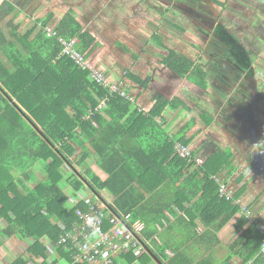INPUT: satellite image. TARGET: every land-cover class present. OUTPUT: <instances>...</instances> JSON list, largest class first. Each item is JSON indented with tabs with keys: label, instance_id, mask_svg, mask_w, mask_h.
<instances>
[{
	"label": "trees",
	"instance_id": "obj_1",
	"mask_svg": "<svg viewBox=\"0 0 264 264\" xmlns=\"http://www.w3.org/2000/svg\"><path fill=\"white\" fill-rule=\"evenodd\" d=\"M154 1L166 6L167 12L174 4V0ZM209 1L215 6L225 5L220 0ZM176 5L206 26L189 5ZM55 17L49 12L22 29L26 17L20 7L12 0L0 3V249L4 239L32 241L28 249L31 258L22 256L12 264H74L71 250L60 247L50 255L48 244L59 242L81 222L77 210L89 211L85 201L76 206L70 202L71 196L84 190L97 197V207L104 200L100 192H108L114 198L112 210L128 215V225L142 221L147 231L164 220L171 221L169 216L185 222L188 219L193 228L200 220L215 230L241 212L238 200L243 190L235 193L234 185L243 181L249 169L264 181V151L261 146L253 150V131L258 124L253 114L264 100L255 84L248 81L253 96L247 117L252 147L244 172L235 176L238 161L230 148H215L200 166L195 157L205 146L191 152L190 157H181L177 151V145L191 144L186 137L196 126V119L190 117L171 135L163 115L170 108L182 109L188 116L193 111L191 105L178 96L170 100L158 92L151 108L142 111L120 92L110 95L108 88L90 79L89 70L80 68L63 52L61 40L76 39L74 49L91 63L92 54L100 46L97 37L81 23L78 10L69 8L51 28ZM1 27L10 30L9 37ZM157 39V35L153 37ZM117 46L124 47L122 42ZM159 46L164 53L160 54L157 69H152L153 76L126 75L140 89L135 101L162 71L186 80L209 97L210 74L202 64L164 43ZM133 59L138 57L134 55ZM103 100L106 106L100 107ZM202 114L208 123L212 122L205 111ZM93 159L107 174L106 179L92 168L78 171ZM36 165L43 168L45 177L32 186L29 171ZM64 167H69L68 171L63 172ZM220 183L227 184L232 199L220 196ZM68 188L70 194L65 191ZM107 212L101 214L105 228L109 227ZM180 213H185V218ZM242 218L243 223L249 221L251 225L236 245L241 248L240 258L243 264H264V234L257 225L264 223L255 215L253 223L246 215ZM147 231L146 239L158 234L156 229ZM154 244L165 252L167 245ZM151 246L147 248L155 253ZM125 257L129 264L136 260L141 264L154 262L147 250L140 257L132 251ZM168 262L192 264L178 251ZM223 264H231V259Z\"/></svg>",
	"mask_w": 264,
	"mask_h": 264
},
{
	"label": "rangeland",
	"instance_id": "obj_2",
	"mask_svg": "<svg viewBox=\"0 0 264 264\" xmlns=\"http://www.w3.org/2000/svg\"><path fill=\"white\" fill-rule=\"evenodd\" d=\"M12 1L20 7L26 17L22 18L24 19L22 29L28 22L44 17L49 12L56 15L50 25L52 28L69 8L73 7L78 10L81 23L97 37L100 44L92 54L91 64L104 73L110 84L117 86L121 92H125L130 99H133L135 107L142 111H146L147 107H144V103H149L151 100L153 89H148L144 92L145 95L140 97L141 99L138 98L135 101L140 89L126 75L132 74L142 78L153 76L152 73L146 74V72L152 68L157 69L158 61L161 59L160 54L164 53V50L159 46L160 43L200 62L210 74L209 92L211 96H202L199 93L193 98L188 97L191 101L188 103L194 107V115L200 124L188 134L192 135L193 133V137L187 135L186 138L191 139V143H194L193 145L189 144L188 147L194 153L201 146H205L203 148L205 150L201 148L196 155V164L201 166L202 163H199V160L205 161V158L225 141L235 143L237 148L243 152L246 148L250 150L251 145H247L249 139L246 128L250 110L244 103L246 96L244 94L249 92L248 81L252 84L254 80L253 73L250 76L247 75L250 73L251 63L253 64L254 61L258 62L255 63L257 65L255 67L257 70H254L255 77L256 79L263 78L261 91L264 93V0H220L225 4L222 7L215 6L209 0H174L169 12L165 11L164 3L162 5L165 8L154 0ZM1 2L2 0H0ZM177 3H185L194 7L196 9L194 14H197L198 10L214 19V24L210 25V22H205L207 28H204V25H200L193 18L180 12ZM1 29L4 28L1 27ZM207 30H210L211 33H207ZM156 35L158 39L155 41L153 37ZM118 42H122L130 52L126 53L124 47H118ZM134 55L138 57V60L133 59ZM200 57L202 59H199ZM244 71L246 74L243 76ZM247 76L248 78H246ZM162 78V76H158L155 81L159 83L164 80V84L174 87L170 96L174 95L182 81L178 79L173 81L169 76L166 80L164 78L162 80ZM240 78L241 80L238 82ZM256 84L260 83L256 80ZM189 89L191 88L185 90L190 91ZM200 109L208 115L214 110V116L210 115L214 121L207 123ZM223 111H226L229 118L233 115L232 123L225 122ZM253 111L251 110L252 113ZM253 116L257 123L261 122L264 127V101L257 104ZM166 117H168H164L167 121L166 125L171 124L170 131L182 128L187 122V119H184L182 114L177 115L175 110L169 111V115ZM261 129L263 130V128ZM262 132L257 129L256 137H261ZM260 142L264 151V140ZM237 161L239 166H242L241 173L248 166L250 160L239 156ZM88 168H92L100 177L105 174L96 164V159L90 160L89 165L78 168V171L84 173ZM67 169L69 167H64L63 172L68 171ZM31 175L32 186L41 182L45 177L44 170L40 165H37ZM233 182L236 183L235 180ZM65 191L70 194L69 188ZM100 195L106 201H113L112 196L106 191H101ZM251 213L254 217V210ZM4 243L5 246L0 249V262L2 261L3 264H12L22 256L31 258L28 249L32 241H20L12 237L4 239ZM34 263L30 262L29 264Z\"/></svg>",
	"mask_w": 264,
	"mask_h": 264
},
{
	"label": "crops",
	"instance_id": "obj_3",
	"mask_svg": "<svg viewBox=\"0 0 264 264\" xmlns=\"http://www.w3.org/2000/svg\"><path fill=\"white\" fill-rule=\"evenodd\" d=\"M2 30H3V33L7 37H9V35H10L9 30L8 31H6L5 29H2ZM91 59H92V57H91ZM199 59H202V58L200 57ZM256 62L257 61L253 62L254 65L251 63V70H250V73L247 75L250 76V74L253 73L254 80L252 83L255 84V87L261 91V81L263 80V78H260V79L257 78L256 79V77H255L254 70L255 71L257 70V68H255L257 66V65H255ZM235 64L238 65V63H235ZM152 69H149L146 72V74H151ZM245 74H246V72L244 71L243 76ZM159 75H160V77L162 76L165 80L168 79L167 76H169V78H171L173 81L174 80L176 81L178 79L182 82L179 84L180 87L177 89V91L174 93V95L170 96L172 94V89L174 87H172V86L169 87L168 84H164L163 78H162L163 81H161L159 83L154 81L153 85H151V87H150L153 89V94H152L153 96L150 98L151 100L149 101V103L148 102L144 103V107H147L145 109L146 111H148L151 108L152 99L156 95V93H158V92L165 95L170 100L173 97L178 96L181 99H183L184 101H186L187 103L191 102L190 99L188 98L189 96H191L193 98L194 95L196 96V94H199V93L202 96L205 95L200 89H198L197 87H195L191 83L187 82L186 80L179 79L174 74H171L167 71H162V72H160ZM211 76H212V74H211ZM248 76L246 78H248ZM241 78L238 79V82L241 80ZM256 80L260 83L259 85L256 84ZM158 86H160V87H158ZM186 88L187 89L191 88V89H189L190 91H188V90H185ZM167 90H169V91H167ZM139 92H140V90L138 91L137 94H139ZM166 92H168V93H166ZM189 92H191L190 95H189ZM261 93L264 96V93L262 91H261ZM1 94H2V91H1V84H0V95ZM144 95L145 94L143 93L141 96H144ZM244 95H246L244 103H246V105L248 106L250 103V98H253L250 87H249L248 94H244ZM209 96H211L210 92H209ZM213 97H215L214 94H213ZM192 108H193V111L188 116L185 115V113L183 112L182 109L175 110V111L177 112V115L182 114L184 119L188 120L191 116L193 118H196V126L195 127H199V125H200L198 123L199 120L194 115V107H192ZM201 110L202 109H200V111ZM169 111L172 112L173 110L170 108L166 109L165 113L163 114L165 118H168V117H166V115L167 116L169 115ZM202 112H203V110H202ZM225 112L226 111H223L225 122L226 123H232L233 122V118H232L233 115H232V117L229 118ZM213 113H214V110H213ZM213 113L210 112L209 114L214 116ZM213 121L214 120H212V122ZM167 128L169 129V133L171 135H175L181 129L180 128V129L175 130V131H170V128H171L170 123L167 124ZM246 128L248 130V139H249L247 145L249 144V146L251 145V147H252V141L250 139L251 129L249 128V126H247ZM261 128H263V130H264L263 124L260 122V124H257V126L255 127V130L253 131L254 142H255V145L253 146V150L254 149L258 150L261 146L260 141L264 140V131ZM257 129H260L261 132L263 131L262 132L263 135H261V137L260 136L256 137ZM188 136L193 137L194 135L192 133V135H188ZM262 136H263V138H262ZM190 137H188V138H190ZM191 144L193 145L194 143H191ZM200 144H201V142H200ZM251 147H250V149H251ZM219 148H221V149L230 148V149H232L235 157H239V156L243 157L244 156L245 158H248L249 151H250L248 148H246L244 150V147H243L244 153H247V154H244L242 150H239V148H237L235 143H232L230 141H225L224 143H222L221 146H219ZM202 150H205V149L202 148ZM36 167H37V165L34 168H32L29 171V173L32 174ZM241 168H242V166H239V164H238V167H237L238 171L236 172L237 174H235V176L241 175L244 172V170L246 169L245 168L240 173ZM101 177H102V179H106L107 174L105 173L104 176H101ZM245 177H246V179L245 180L243 179L244 180L243 182H241L237 185H234L235 186V193L237 190L238 191L240 189L243 190L242 191L243 193L241 192L242 196L238 200L240 202V205H241V212L234 215L228 221H225L222 226L217 227L215 230H213L212 228H210L207 225H204L202 222H200V220L196 221V227L193 228V226L191 225L190 222H189V224L187 223L188 219L185 222V220L178 219L177 217L173 218L172 216L170 217L171 221L164 220L162 225L156 224L151 229H148V231L156 229L158 231V234L155 236L159 237L163 246L167 245L165 252H163L161 249H159L157 247V245L154 244L155 242L152 243L151 248L153 250H155V253H153L152 251L151 252L154 254L156 259H158V261L161 264H169V262H168L169 259L173 258L175 256V253H177V251H178V253H184L185 255H187L191 259L192 264H223L225 261H227L229 259H231V264H243L242 259L240 258L241 257L240 256L241 248L238 246H237L238 247L237 248L236 245L238 244L239 239L245 234L246 230L251 225L249 223V221L247 223L242 222V220H243L242 217H244L246 215L244 213L243 209L247 208V207H251L252 208L251 210H254L255 217L264 223V181L254 171H252L250 169L247 172V175H245ZM261 194H263V195L260 196ZM179 216L185 218V213H180ZM127 217L129 218L128 215H127ZM137 222H140L143 225L142 233H143L144 237H147L144 234V232L147 230H146L143 222L140 220H138ZM240 223H241V225H239ZM4 246H5V243H4ZM153 260H154V262L149 263V264H158V262L155 261V259H153ZM0 264H3L2 261L0 262Z\"/></svg>",
	"mask_w": 264,
	"mask_h": 264
},
{
	"label": "built area",
	"instance_id": "obj_4",
	"mask_svg": "<svg viewBox=\"0 0 264 264\" xmlns=\"http://www.w3.org/2000/svg\"><path fill=\"white\" fill-rule=\"evenodd\" d=\"M48 31L51 34L52 31L50 29ZM61 42L64 46L63 52L66 55H70L80 68L90 71V79L92 81L108 88L110 95L120 92L122 96L134 102L125 92H121L117 86L110 84L101 71L96 69L88 60L84 59V56L74 49L76 39L69 42L61 40ZM103 106H106V100L101 102L100 107ZM177 151L181 157L191 156L188 146L177 145ZM199 163L203 164L204 161L199 160ZM216 181L219 182L218 179ZM77 196H71L70 202L72 205L76 206L79 202L85 201L89 205V211L77 210V216L81 222L73 225L71 231L63 236L59 242L55 244L50 242L48 244V253L50 255L54 254L60 247H63L72 251L74 264H129L125 255L131 251L140 257L147 250V246L152 245L153 241L160 246L162 245L158 236L149 240L143 236V225L140 222L130 225L126 224V221H128L127 215L121 212H114L112 210V206L114 207L113 202L101 200V205L97 207L94 205L98 201L97 197L94 195L92 197V194L86 190L79 192ZM220 196L227 199H232L233 197V193L225 183H220ZM104 211H108V228L104 227V220L101 217ZM243 211L253 223L254 220L250 211L247 208H244ZM257 225L258 230L264 234V225L262 223H257ZM262 251L264 253V242L262 243ZM132 264H141V262L136 260Z\"/></svg>",
	"mask_w": 264,
	"mask_h": 264
},
{
	"label": "flooded vegetation",
	"instance_id": "obj_5",
	"mask_svg": "<svg viewBox=\"0 0 264 264\" xmlns=\"http://www.w3.org/2000/svg\"><path fill=\"white\" fill-rule=\"evenodd\" d=\"M213 6V5H212ZM191 7V11H193V12H195V8L194 7H192V6H190ZM180 12H181V10H180ZM198 15H200L202 18V20H204V23L205 22H210V25H212V24H214V19H212V18H210L208 15H206V14H204V13H202V12H200V11H198L197 10V12H196ZM185 15H186V13H185ZM189 17H191V16H189ZM192 18V17H191ZM196 21V20H195ZM197 23V22H196ZM199 23V22H198ZM200 25H201V23H200ZM203 25V24H202ZM204 28H207L206 26H204Z\"/></svg>",
	"mask_w": 264,
	"mask_h": 264
},
{
	"label": "water",
	"instance_id": "obj_6",
	"mask_svg": "<svg viewBox=\"0 0 264 264\" xmlns=\"http://www.w3.org/2000/svg\"><path fill=\"white\" fill-rule=\"evenodd\" d=\"M147 251L150 253V255L152 256L153 259H155V261L158 262V264H161L158 259H156V257L154 256V254L150 251V249H147Z\"/></svg>",
	"mask_w": 264,
	"mask_h": 264
},
{
	"label": "clouds",
	"instance_id": "obj_7",
	"mask_svg": "<svg viewBox=\"0 0 264 264\" xmlns=\"http://www.w3.org/2000/svg\"><path fill=\"white\" fill-rule=\"evenodd\" d=\"M240 203V202H239Z\"/></svg>",
	"mask_w": 264,
	"mask_h": 264
}]
</instances>
